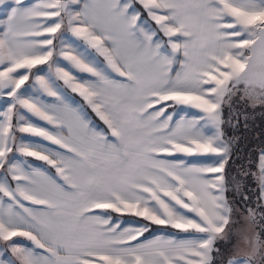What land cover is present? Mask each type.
Wrapping results in <instances>:
<instances>
[{
	"label": "snow or ice",
	"instance_id": "snow-or-ice-1",
	"mask_svg": "<svg viewBox=\"0 0 264 264\" xmlns=\"http://www.w3.org/2000/svg\"><path fill=\"white\" fill-rule=\"evenodd\" d=\"M264 0H0V264H264Z\"/></svg>",
	"mask_w": 264,
	"mask_h": 264
},
{
	"label": "trees",
	"instance_id": "trees-1",
	"mask_svg": "<svg viewBox=\"0 0 264 264\" xmlns=\"http://www.w3.org/2000/svg\"><path fill=\"white\" fill-rule=\"evenodd\" d=\"M262 129H264V120L261 119L259 113L253 117L247 128L233 126V128L228 129V133L240 142L241 152L238 155L241 159H244L245 150L251 151L257 146Z\"/></svg>",
	"mask_w": 264,
	"mask_h": 264
}]
</instances>
